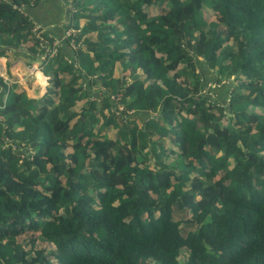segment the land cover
<instances>
[{
    "label": "trees",
    "instance_id": "1",
    "mask_svg": "<svg viewBox=\"0 0 264 264\" xmlns=\"http://www.w3.org/2000/svg\"><path fill=\"white\" fill-rule=\"evenodd\" d=\"M46 1L0 0L48 77H0V264H264V0Z\"/></svg>",
    "mask_w": 264,
    "mask_h": 264
},
{
    "label": "crops",
    "instance_id": "2",
    "mask_svg": "<svg viewBox=\"0 0 264 264\" xmlns=\"http://www.w3.org/2000/svg\"><path fill=\"white\" fill-rule=\"evenodd\" d=\"M58 5H60V3H57V5L54 6V0H47L45 3L40 4L38 7L31 10V13L39 23L51 27L53 35L61 36L62 22L66 21L67 15L63 12L61 6V8L59 7V9H57ZM57 11L59 15L57 14ZM28 58V56H25L23 59L18 58V60H14L11 69H9V76L11 77L12 82H17V84H14L15 89H23L29 97L37 98L45 90L47 77L42 73V76L43 78H46V81L45 83L41 81V78L38 77V73H33L37 62H28ZM0 62H3L0 63V74H3V71L6 70V58L0 57ZM27 72H29L30 76L29 81L24 80L25 76H23ZM31 78L34 79L31 80Z\"/></svg>",
    "mask_w": 264,
    "mask_h": 264
},
{
    "label": "rangeland",
    "instance_id": "3",
    "mask_svg": "<svg viewBox=\"0 0 264 264\" xmlns=\"http://www.w3.org/2000/svg\"><path fill=\"white\" fill-rule=\"evenodd\" d=\"M69 2H70V0H68ZM57 3H58V0H54V6H56L57 5ZM69 7H71V5L69 4ZM63 12L65 13V14H67V12H69V8L68 7H66V8H63ZM68 15V14H67ZM66 22H68V18H67V16H66ZM82 24H83V22H82ZM44 30V29H43ZM72 34V33H71ZM71 34H69L68 36H71ZM73 45V44H72ZM74 46V45H73ZM0 57H4V56H0ZM10 57V56H9ZM25 57V55H20V56H18V57H16L14 60H18V58H21V59H23ZM45 56L44 55H42L41 56V58H44ZM4 58H6V60H9V61H11V64H10V66H9V68H7V66H6V62H5V67H6V70L5 71H3V74H0V77H2L3 78V80L7 83V84H17V82H12V80H11V77L9 76V69H11V67H12V63H13V61L14 60H12V59H9V58H7V57H4ZM28 62H37V60L36 59H33V58H31V57H29L28 59ZM0 63H3V62H0ZM42 65V64H41ZM198 67H200V69H202V71L204 72V74H205V84H206V89L204 90V91H207L208 93V95L209 96H212L213 98H215L216 100H218V101H223V99L224 98H226V91H227V87L226 86H224L223 85V87L222 86H219L218 87V85H216L215 83H214V81H213V76H212V74H211V72H212V70H208L207 68H206V66H204L202 63H198ZM39 71V70H38ZM37 71V72H38ZM132 72H134V70H133V68H131V67H128V66H124V67H122L121 66V64L120 63H115V64H113V76H112V78L113 79H116L117 77H119L120 75H122V77H125V78H127ZM41 73V72H40ZM43 73V72H42ZM213 73V72H212ZM214 74V73H213ZM23 76H25V79L24 80H26V81H29V79H30V76H29V72H27L25 75H23ZM38 77L39 78H41V81H43L44 82V78H43V76H42V74H39L38 73ZM32 79H34V78H31V80ZM12 82V83H11ZM93 90H95V91H97V87L96 86H94L93 87ZM44 93H42L40 96H42ZM27 95V94H26ZM28 96V95H27ZM40 96H38L37 98H39ZM29 97V96H28ZM32 98V97H31ZM122 100H119V99H117L116 101H115V103H116V105H117V107H119V110H121V109H123V106H122ZM81 104H82V102H80ZM140 123V122H139Z\"/></svg>",
    "mask_w": 264,
    "mask_h": 264
},
{
    "label": "built area",
    "instance_id": "4",
    "mask_svg": "<svg viewBox=\"0 0 264 264\" xmlns=\"http://www.w3.org/2000/svg\"><path fill=\"white\" fill-rule=\"evenodd\" d=\"M73 31H72V29H67L66 30V32H65V36H68L69 34H71ZM56 43H58V41H54V45L56 44ZM55 53V50H51V51H49V53H48V55L49 56H52L53 54ZM45 58V57H44ZM44 58H39L38 59V61H37V65H36V67H35V70H33V73L35 74L40 68H41V64H43V59Z\"/></svg>",
    "mask_w": 264,
    "mask_h": 264
},
{
    "label": "clouds",
    "instance_id": "5",
    "mask_svg": "<svg viewBox=\"0 0 264 264\" xmlns=\"http://www.w3.org/2000/svg\"><path fill=\"white\" fill-rule=\"evenodd\" d=\"M32 58V57H31ZM41 58V57H40ZM39 59V58H38ZM38 59H36L37 61H38ZM42 66H43V64H42ZM42 66H41V68L39 69V71L37 72V73H39V74H42ZM41 72V73H40ZM44 75V74H43ZM45 76V75H44ZM47 77V76H46ZM47 79H48V77H47ZM45 81H46V78L44 77V83H45ZM47 81H46V83H45V89H46V85H47ZM44 92H45V90H44ZM43 92V93H44Z\"/></svg>",
    "mask_w": 264,
    "mask_h": 264
}]
</instances>
